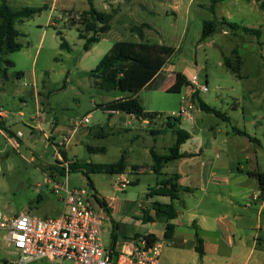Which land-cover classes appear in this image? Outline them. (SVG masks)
Here are the masks:
<instances>
[{"label":"rangeland","instance_id":"1","mask_svg":"<svg viewBox=\"0 0 264 264\" xmlns=\"http://www.w3.org/2000/svg\"><path fill=\"white\" fill-rule=\"evenodd\" d=\"M178 1V8L173 12L168 8L174 3L167 0L162 2L164 5L159 4L158 0H93L99 11L112 13L111 31L86 52V41L79 39L78 29L84 30L79 23L80 13L89 9L88 0H59L53 11L50 6L54 0H9L14 10L49 7L16 24L20 32L18 42L22 48L6 56L14 63L13 67L7 69V76L0 73L1 83L10 90L4 94L8 108L16 112L21 109L26 114L25 118L17 115L18 125L12 128L16 133L18 130L24 133L22 141L25 143L19 140L7 142L0 135V210L5 215L12 216L22 211L38 216L45 213L57 216L63 207L58 204V195L53 185L47 182V177L62 181L67 178L70 185L90 191L91 180L101 197H117L127 205L128 210L119 213L116 219L129 223V231L136 229L144 232L150 229L159 233L163 226L161 223L138 222L139 227L133 226L141 206L144 207L143 216L145 213L151 216L155 214L154 201L170 202L167 197L149 196L159 180L168 178L178 170L176 163L169 164L163 176L148 170V165L153 162L149 149L155 148L159 154H166L176 141L172 132H163L166 116L195 121L202 130L204 153L209 158L219 155L224 167L235 173L241 166L248 170L256 169L258 162L264 167V155L261 154H264V11L257 4L258 0H230L220 5L215 14L210 11L211 0ZM110 2H114L115 6L112 7ZM234 4L237 6L234 7ZM110 5L111 11L107 9ZM220 16L248 27L261 28L263 35L258 39L242 30L234 31L221 22L223 18ZM213 19L219 22L218 31L205 41H200L204 21ZM144 23L152 26V29L145 30L144 42L177 50L165 66L163 75L166 79L158 78L151 88L143 89L138 94L144 108L163 114L150 126L129 115H111L106 111L107 104L131 94L118 90L105 91L89 75L114 43L140 42L131 27ZM58 32L69 44L70 51L61 48L62 40ZM84 35L91 36L87 33ZM234 51L243 61L240 77L224 65V56L236 61ZM19 73H23L24 77L18 78ZM178 73L186 76L190 86H185L179 93L163 88L172 80L168 86L170 88L177 81ZM192 80L208 86V92H200L199 98L224 112L229 120L197 110L199 101H192V94L196 91L192 87ZM34 84L41 93L40 105L54 119L55 127L58 121L60 126L69 129L65 138L54 135L47 140L39 135L35 142L30 139L31 131L22 122L36 115ZM12 96L15 98H10ZM22 96L24 101L20 99ZM190 105L193 109L189 108ZM87 116L90 123L79 124ZM246 120L254 121V125L251 126ZM238 129L253 134L261 142L249 141L237 133ZM72 130L77 131L73 133ZM188 130L194 134L193 129ZM152 131H160L161 134H152ZM66 145L71 161L115 163L126 153L129 171L136 164L144 166L146 171L125 174L135 181L125 191L117 188V175L90 173L89 180L81 171H70L60 178L59 171L68 169V163L60 154L66 151ZM180 196L175 201L178 210L192 205L197 200L198 192L182 191ZM93 204L98 208L95 199ZM261 217V238L264 239V211ZM7 260L17 261L18 257L5 233L0 231V264H11ZM26 264L59 263L40 259Z\"/></svg>","mask_w":264,"mask_h":264},{"label":"crops","instance_id":"2","mask_svg":"<svg viewBox=\"0 0 264 264\" xmlns=\"http://www.w3.org/2000/svg\"><path fill=\"white\" fill-rule=\"evenodd\" d=\"M54 1L55 2L50 6L51 11H53V9L56 7L59 0ZM163 1L166 0H158L159 4L161 5H164L162 3ZM167 1H173L174 3L172 6H169L168 9L172 10L173 12L174 10H177V4L179 2L178 0ZM227 1L230 0H224L223 2L218 3L216 6V11L220 5L226 3ZM234 1L236 2L239 0ZM110 3L112 7L115 6L114 2ZM236 4H234V7L237 6ZM257 4L259 5V3ZM111 5L107 7L109 11H111ZM45 6L49 7L48 5ZM112 10L114 11L113 8ZM219 18L226 17L220 16ZM226 19L229 20L228 18ZM110 31L111 29L102 36L101 41L105 39V36H107ZM224 33L227 34L226 31H224ZM23 77L24 74L21 75V78ZM0 79H2V77H0ZM35 85L36 84H34V86ZM8 91L10 90H8L6 86L0 81V118L3 126V128L0 126V135L7 142H17V140H19L21 143H25V141H22V138L25 137L24 133L21 130H18L17 133L22 132L23 134L21 137H18L17 133L14 132L12 128L18 125L19 121L17 115H19L21 118H25L26 114L21 111V109L19 112H16L11 111L8 108V100L4 95ZM40 94L41 93L38 90V87L35 86L34 95L36 97L37 105L36 115L34 118L30 117L28 121L22 122L23 125L26 128H29L31 131L30 139L35 142L39 135H42L47 140H51L54 135L59 138L60 135H62V138H65L69 129H66L65 126H60L58 121H56L55 127L54 119L51 118L49 113L46 112V110L40 105ZM128 97L130 96L121 97L118 99ZM10 98L14 99L15 96ZM20 99L21 101H24L23 96ZM193 103L195 102L193 101ZM145 110L151 112L146 108ZM197 110L201 109L197 108ZM106 111L110 112L111 115L115 114L121 116L126 114L136 118L134 115H130L125 112L110 110ZM139 120L144 124H148L149 126L155 123V121L150 123L148 120ZM245 122L250 123L251 126L254 125V121L246 120ZM180 128L188 131L189 133L190 130H188V128H191L194 132V134L190 133V139L180 147V153L187 156L166 164L164 170L169 164L176 163L178 166L177 173H173L170 176L178 174L179 185L184 188H189L191 190L190 192L197 191V200L192 205H185L182 210H178L176 208L175 201L177 200L174 201L178 216L170 221L175 226V230L173 236L167 240L164 238L166 223L162 221H145L142 214V210L144 208L143 206L140 207L141 212L136 214V224L133 227H139L138 222H143L142 224L152 223L154 225L161 223L163 225L162 229L159 233L150 229L145 230L144 232H138L136 229H131L129 231V223H124L116 219V216L119 213L128 210L127 205L122 203L117 197H101L93 185L94 188H92V191L98 196L99 199H101V201L105 202V206L109 210L108 213L104 207L98 204L97 209L101 210V215L103 217L102 239L104 246L107 249L114 251H118L119 249L125 247L129 249L128 245L132 244L133 242L139 243L144 239L143 237L149 234H156L159 238L158 242L163 243L164 245L161 253V264H264V239L261 238V231L263 229L261 212L264 211V199L261 198V187L258 178L249 174L250 172H264L263 165L258 162L256 169L251 170L241 166L237 169V173H235L233 170L224 167L225 164L219 155L216 154L215 156L209 158L207 154L204 153V141L201 135L202 130L201 128L197 127L195 121L190 122V120L183 117ZM72 131L75 133L77 130ZM236 131L238 133V131L243 130L238 129ZM244 132L253 138L252 140L246 137L249 141L253 143L261 142L256 136H253V134H250L247 131ZM65 148L68 154L67 145ZM261 154L264 155L263 153ZM124 156L126 157V153H124ZM56 159L58 160L59 157H56ZM153 163L154 162L148 165V170L151 173H154L151 169ZM133 166H139V168H132L131 171H129L127 165L125 174H140L146 171L144 166L139 164ZM164 170L163 172L166 174ZM48 171L51 172V170ZM125 174L117 175L118 179L116 180L117 188L123 191H125L129 185L135 182L134 180H130L127 176H125ZM60 178L63 177L60 176ZM46 180L48 183H50L49 177H47ZM56 180L63 182L59 179ZM122 180H128L130 184L125 188H121L118 183ZM58 204L63 207V203L59 196ZM62 212H59L57 216H59ZM19 213L26 212L21 211ZM27 213L31 214L30 212ZM34 216L56 217L48 216V213H45L43 216ZM151 216L154 217L155 214ZM196 230L199 231V235L203 239L204 243V255L202 258H200L196 251ZM163 252H165L164 255ZM49 262L54 263L50 260ZM63 262L72 264L68 261ZM63 262L59 261L57 263L62 264Z\"/></svg>","mask_w":264,"mask_h":264},{"label":"trees","instance_id":"3","mask_svg":"<svg viewBox=\"0 0 264 264\" xmlns=\"http://www.w3.org/2000/svg\"><path fill=\"white\" fill-rule=\"evenodd\" d=\"M223 1L211 0L210 11L215 14L217 4ZM258 2L260 8L264 11V0H258ZM88 3L89 9L80 13L79 23L84 26V30L78 29L79 39L86 41L84 44V51L86 52L93 45L100 42L102 36L111 29L110 23L112 19L111 13L99 11L95 7L93 0H88ZM45 7H24L20 10H14L10 6L9 0H0V73L3 72L5 77L7 76V69L14 66L12 61L6 59V56L9 53L20 51L22 48L18 42L20 32L16 28V24L34 17ZM221 22L234 31L242 30L244 33L253 35L258 39L263 35L261 28H250L243 24L230 22L226 18H223ZM218 25L219 22L216 19L204 21L200 41H205L213 36L218 31ZM146 29H152V26L146 23L132 26L131 30L138 35L140 42L118 41L114 43L109 52L99 61L96 68L89 72V75L95 78L97 86L105 91L118 90L131 94L128 98L118 99L107 104L105 106L106 110L125 112L134 115L137 119L148 120L152 123L157 118L163 116V114L146 111L138 94L143 89L151 88L158 78H162L161 80L166 79L165 75H163L164 68L172 57L175 56L177 50L166 45H154L144 42ZM84 33L91 36L87 37ZM58 35L62 40L61 48L70 51V46L62 36V33L58 32ZM234 54H236V61H232L230 57L224 56V65L228 70L240 77L243 61L237 51H234ZM21 75L23 73H19L17 77L21 78ZM170 83H172V80H169L163 88L175 93L181 92L185 86H190V81L181 73H178L177 81L168 88ZM199 94L200 92L196 90L192 94V99L193 101L198 99V106L202 111L214 114L224 120H229V117L224 112L202 101L199 98ZM180 125L181 118L166 116L163 132H172L176 137V141L166 154H159L154 148H150V154L154 162L151 169L158 176L164 175L163 170L166 164L187 156L180 153V147L191 136L188 131L180 128ZM0 126L3 128L1 118ZM238 133L253 140L244 131H238ZM152 134H161V132L152 131ZM90 150L96 151L93 148H90ZM60 154L64 162L68 163L67 170L62 168L59 171L60 174L58 176L61 177H65L70 171H81L89 179L90 173L121 175L125 174L127 170L124 155L115 163H81L75 159L69 160L66 151H61ZM132 168L137 169L139 166H133ZM249 174L258 178L261 187V198L264 199V172H250ZM178 181V174L162 178L158 181L156 186L150 190L149 195L169 197L171 202H153L152 206L155 216H148L147 213L144 216V220L147 222L162 221L166 223L164 238L167 240L173 236L175 230V226L170 221L178 216L174 201L180 198L182 191H191L189 188L179 185ZM89 183L91 188H94L91 180ZM95 199L109 213L105 202L101 201L96 194ZM143 238L149 243H155L159 240L156 234H149ZM195 238L197 243L196 251L200 258H202L204 255V243L198 230H196Z\"/></svg>","mask_w":264,"mask_h":264},{"label":"built area","instance_id":"4","mask_svg":"<svg viewBox=\"0 0 264 264\" xmlns=\"http://www.w3.org/2000/svg\"><path fill=\"white\" fill-rule=\"evenodd\" d=\"M192 87L199 92H208V86L199 85L197 80H192ZM189 108L193 109V106ZM83 123H89V116L79 124ZM22 135V132L17 133L18 137ZM49 181L63 203V212L59 216L37 217L28 213L7 216L0 210V231L5 233L18 257L11 264L40 259L72 264H161L163 243H149L143 239L128 245L129 249H107L102 239L101 210L93 204L95 193L70 185L67 178L63 182ZM129 184L128 180L118 183L121 188ZM114 256H117L116 262Z\"/></svg>","mask_w":264,"mask_h":264},{"label":"water","instance_id":"5","mask_svg":"<svg viewBox=\"0 0 264 264\" xmlns=\"http://www.w3.org/2000/svg\"><path fill=\"white\" fill-rule=\"evenodd\" d=\"M116 260H117V256H114V262H116ZM60 262H62V261H60Z\"/></svg>","mask_w":264,"mask_h":264}]
</instances>
